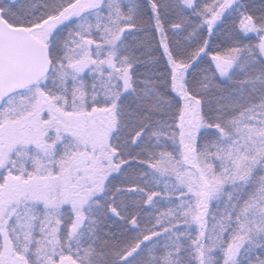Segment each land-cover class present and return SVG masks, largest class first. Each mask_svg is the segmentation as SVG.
I'll list each match as a JSON object with an SVG mask.
<instances>
[{
	"label": "snow or ice",
	"instance_id": "obj_1",
	"mask_svg": "<svg viewBox=\"0 0 264 264\" xmlns=\"http://www.w3.org/2000/svg\"><path fill=\"white\" fill-rule=\"evenodd\" d=\"M0 264H264V0H0Z\"/></svg>",
	"mask_w": 264,
	"mask_h": 264
}]
</instances>
